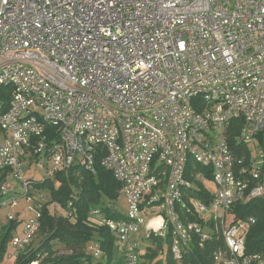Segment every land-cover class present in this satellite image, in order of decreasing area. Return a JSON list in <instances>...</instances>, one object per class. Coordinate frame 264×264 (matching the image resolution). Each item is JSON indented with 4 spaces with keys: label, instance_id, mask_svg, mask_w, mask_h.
<instances>
[{
    "label": "built area",
    "instance_id": "1",
    "mask_svg": "<svg viewBox=\"0 0 264 264\" xmlns=\"http://www.w3.org/2000/svg\"><path fill=\"white\" fill-rule=\"evenodd\" d=\"M0 88L11 91L8 109L0 100V171L22 182L34 212L9 259L42 216L25 164L43 160L50 179L95 174L100 157L127 212L91 215L123 264L141 263L142 230L148 240L171 234L177 264L195 238L203 248L214 236L224 244L214 264H264V253H247L254 219L233 217L264 198V0H0ZM199 183L209 204L193 196ZM8 189L0 207L18 205ZM90 251L103 256L97 244Z\"/></svg>",
    "mask_w": 264,
    "mask_h": 264
},
{
    "label": "trees",
    "instance_id": "2",
    "mask_svg": "<svg viewBox=\"0 0 264 264\" xmlns=\"http://www.w3.org/2000/svg\"><path fill=\"white\" fill-rule=\"evenodd\" d=\"M10 89L0 88V100L8 109L10 100ZM236 134V131L234 132ZM230 137L233 146L235 134ZM264 133L259 136L263 147ZM201 171L209 181L212 180L210 170L189 163L188 169ZM95 174L84 169H72L70 171L58 172L50 179L36 180L33 182V190L39 193L40 199L43 192H48L50 200L45 203L42 199V216L40 219L39 232L45 234L40 246L34 249L28 247L27 251L18 256L16 264H86L92 263L93 257L87 255L83 249L91 244H97L103 254L102 258H96L95 264H123L122 257L116 248V238L104 225L95 223L91 217V211L100 210L102 215L108 219L122 220L125 216L115 207L114 202L118 199L121 186L115 180L112 173L105 170L101 158L97 157L94 165ZM1 172V171H0ZM9 172V171H6ZM0 183L4 180L5 173L2 171ZM206 173V174H205ZM210 174V175H209ZM264 180V168H263ZM194 190L193 196L209 204L211 196L199 183ZM1 197V195H0ZM105 201H108L106 204ZM53 209L59 208L67 213L66 217L56 216L51 213L49 206ZM234 221L254 219L246 235V248L248 254L264 253V198L252 200L246 204H238L233 209ZM20 222H11L6 227V233L0 237V264L4 260L8 250L10 239L14 236ZM158 244L161 254L165 253L164 264H177L172 254V236L168 234L165 238L155 235L150 237ZM162 240L167 246L165 252L161 245ZM53 241H58L68 246L73 252L70 255L56 256ZM151 241V240H150ZM199 239L195 238L192 250L185 255L184 264H214L212 253L218 247L223 246L222 240L214 239L206 242L203 248L199 247ZM148 262L141 260L140 264H159L158 253L151 252L141 255Z\"/></svg>",
    "mask_w": 264,
    "mask_h": 264
},
{
    "label": "rangeland",
    "instance_id": "3",
    "mask_svg": "<svg viewBox=\"0 0 264 264\" xmlns=\"http://www.w3.org/2000/svg\"><path fill=\"white\" fill-rule=\"evenodd\" d=\"M1 143V140H0ZM263 148H264V136H263ZM25 166L27 167V169L24 171V177L27 180H32L34 179V181L36 180H43L46 176V166L43 160H41L39 163L37 164H25ZM52 165L49 164V168H51ZM5 173V177L4 180L1 181L0 183V195L2 194L1 189L3 188L4 185H7L9 187L8 191H6V194L3 196L5 199L7 200H17L18 205L16 207H0V237H2L5 233H6V227L9 226L11 224V222H20L19 223V227L18 229L15 231V234H19L22 230V228L24 227V225L28 222H30L32 219H34V212L30 210V204H28L27 202V198H26V189L23 186L22 182L16 178L14 176V174H11L10 172H4ZM2 175V173L0 172V176ZM208 187H210V189H214L213 185L210 183H207ZM33 186V185H31ZM30 186V187H31ZM29 187V196L32 197L33 200H37L39 198V193L35 190H33V188ZM42 195H47V197L45 198V203L47 204L50 200L49 197V193L48 192H43ZM2 201V198L0 197V202ZM105 203L107 204L108 201H105ZM115 207L118 209V211L125 215L127 212V207H126V201L124 199V197L119 194L118 199L114 202ZM49 210L51 211L52 214L56 215V216H63L66 217L67 213L59 208H55L53 209L52 205H50ZM12 216L13 219L11 220L9 218V216ZM91 219L97 223V221H100V217H91ZM45 234H43L42 232H39L36 234V236L34 237L32 243L30 244V249H34L40 246L41 241L44 239ZM137 241L139 242L140 245V252L142 255H146L149 254L151 252H156L158 253V258L154 260V262H156L157 260H159V264H164V259H165V253L161 254L160 249L158 247V244L154 241H152V239H149L151 241H149L148 239H146V237L144 236V230H142L137 236H136ZM11 240L9 241V245H8V250L5 253V257L4 260L2 261V264H16L17 262V258H8V254L11 250L10 248V243ZM54 244V252L56 256H61V255H70L72 254V250L58 242V241H53ZM92 245V244H91ZM90 245V246H91ZM161 245L164 247L165 252L167 250V246L165 244V242L162 240ZM90 246H88L86 249H83V251H85V253H87V255H90L93 257L92 255V251H90ZM28 247L23 251V254L27 251ZM141 260H144L143 262H148V259H146L145 257L142 258ZM97 263V259L95 257H93L92 263H86V264H95ZM33 264H37V263H33Z\"/></svg>",
    "mask_w": 264,
    "mask_h": 264
},
{
    "label": "crops",
    "instance_id": "4",
    "mask_svg": "<svg viewBox=\"0 0 264 264\" xmlns=\"http://www.w3.org/2000/svg\"><path fill=\"white\" fill-rule=\"evenodd\" d=\"M211 184V183H210ZM213 185V184H212ZM214 187V186H213ZM150 241V240H149ZM119 254V253H118Z\"/></svg>",
    "mask_w": 264,
    "mask_h": 264
},
{
    "label": "bare ground",
    "instance_id": "5",
    "mask_svg": "<svg viewBox=\"0 0 264 264\" xmlns=\"http://www.w3.org/2000/svg\"><path fill=\"white\" fill-rule=\"evenodd\" d=\"M210 175V174H209ZM208 186V185H207Z\"/></svg>",
    "mask_w": 264,
    "mask_h": 264
}]
</instances>
